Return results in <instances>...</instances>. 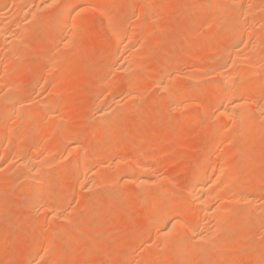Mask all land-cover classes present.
<instances>
[{
  "label": "rangeland",
  "instance_id": "1",
  "mask_svg": "<svg viewBox=\"0 0 264 264\" xmlns=\"http://www.w3.org/2000/svg\"><path fill=\"white\" fill-rule=\"evenodd\" d=\"M20 1H18L19 3H14L15 0H0V18L4 21L0 20V23L4 25L7 22L11 26L7 25L4 28L1 24L2 29H0L1 31L8 29L4 32L0 31V143L2 141L1 137L4 140L1 144V156L3 157H0V264H38V262L39 264H45L47 262L51 263L52 261H55L56 264H66L67 261H69V264H264V250H262L264 247V120L259 119L257 126H253V128L247 130L249 132L240 131L237 133L239 135L236 134V138L233 139L232 137L235 131L237 130L238 132L240 128V123L234 122L231 119H224L220 116L219 107H215L218 106L217 99L220 93L217 95V92H212L211 89L213 84L220 82V76L216 69H220V66L224 63V59L230 56L228 54H231L230 57H233L234 55L232 56V54L235 53L236 48L238 50L239 46V49H243L242 51L246 50L247 54L253 51V59L255 58L254 56L261 54L258 56L259 58L257 57V59L261 60L263 56L262 66L254 69L251 68L250 63L246 65L245 62L244 64L240 63L241 65H238L236 74H241L238 78H235L237 83L250 85L247 91L242 93L241 97L245 98V101H249L250 112L255 117H258L256 116L259 114L258 109L262 106L264 107V101H262L264 100V26L261 23L264 19V16L262 18V15H264V0H259V2L257 0H246L247 2H244L245 0L239 1L243 6L245 3L248 5L254 3V6H258V8L256 7V10L258 9L257 12H248L249 18L247 16L248 14L244 15V12L246 13L245 10H243L244 12L241 11L242 6L236 5L240 7L239 9L224 1V4L226 3L227 7L234 11L229 12L223 20L220 19V16H215L214 20L211 16L210 18L208 17L211 14L208 8L210 0H84L85 3L83 5L85 4L84 6L86 8L82 7L81 11L72 15L68 24H65L66 26L63 25L65 26L62 27L63 30L60 29L59 31L53 32L50 24L53 23L52 25H54L55 17L61 9V6H63V2L66 0H44L45 4L43 6H38L39 0ZM255 1L257 2L256 4ZM88 3L92 5H88ZM37 6L38 8H34ZM98 6L102 8L99 10ZM260 6L263 9L259 8ZM199 7L203 9L200 8L201 10H199ZM32 9H35V15L31 12ZM26 10H30L28 11L29 15L28 13L26 15ZM150 11H152V16L149 15ZM50 13L54 15L52 16ZM259 15L262 19L259 18ZM250 17H253V21ZM208 20L212 21L209 22ZM256 20L261 22L257 21L255 23L254 21ZM214 21H216L215 24ZM220 21L221 23L219 24ZM206 24L209 26H206ZM253 28L255 29L253 30ZM246 29L250 30L246 31ZM23 30L26 32L24 31V33ZM8 31L13 34L9 33L8 35ZM239 31L241 33L243 32L244 36L242 35L239 40V42L242 41L240 44H235V42L233 43L228 38V35L238 34ZM5 33L12 40V42L10 41L11 43L5 41L7 39L4 36L6 35ZM22 33L24 34L22 35ZM123 33H126L127 36H125V42H121L122 44H120L117 36ZM246 33L251 38H249L250 40H248ZM128 34L131 36L128 37ZM251 34L252 36H250ZM11 35L15 38L13 37V39ZM19 35L23 36V38ZM21 38L22 42H20ZM246 39L248 42H246ZM65 42L69 44L66 45ZM249 43L253 44L249 45ZM255 43L258 44L256 45ZM234 45L238 46L235 47ZM233 47L235 48L233 49ZM254 47L257 50H254ZM134 52L138 53L135 54ZM246 52L243 53L246 55ZM251 53L247 55L248 58H251L249 57L252 56L250 55ZM221 55L222 58L220 57ZM51 57L53 59L52 63H50L52 60L50 59ZM245 58L243 59L244 61H246ZM218 59L219 61H217ZM253 59L249 60L254 63L255 60ZM214 61H217V63H214ZM56 63L57 66H55ZM258 63L257 61L256 64ZM128 64H131L130 67H127ZM210 66L211 69H209ZM199 69L201 71H198ZM46 71L49 72L47 73ZM254 72L256 73L254 74ZM189 73L193 76L191 77ZM41 74L42 76H40ZM253 74L261 78L259 83L254 81L255 77ZM198 75L201 77H198ZM251 76L253 80L250 79ZM163 78L166 81L169 80L167 78L173 79L169 83L174 88L172 90L179 93L180 100H176L178 102L177 104L175 100H172L169 91L162 90L158 86L161 83H158L159 81H164ZM8 85L9 87H7ZM258 88L262 89V91ZM14 92L17 94V99L14 97L15 94H12ZM259 95L260 97H258ZM110 97L111 100H108ZM261 97L263 98L261 99ZM116 98L121 100L122 107L119 105L117 108L116 102L119 100ZM127 101L129 103L131 102L129 106H127ZM211 101L212 104H210ZM192 102L195 103L193 104ZM13 103L15 106H18H12ZM49 103L52 107L56 106L57 110L53 112L50 109L47 112ZM99 103L101 106L106 103L105 105L107 107L108 105L111 106L109 109L115 110L111 119L109 118L104 121L105 119L103 120L98 117L97 110L101 108L98 105ZM198 103H202L203 105L201 106ZM20 106L27 110L31 106L30 110L27 111L28 117H17L15 110L17 111ZM37 106L42 109H35ZM207 108L210 110L208 111ZM117 109L118 111H116ZM35 111L37 112L36 115L34 114ZM50 111L51 113H49ZM199 116L202 117L199 119ZM16 120L19 122L18 124L15 122ZM101 121L106 123L104 124ZM220 121H222L221 123L223 125L222 130L229 135L225 139L219 136L218 126ZM107 122L110 123L108 124ZM7 126L9 128L11 126V132L7 130ZM55 130L58 131L55 132ZM9 132L11 135H9ZM18 132V136H22L21 138L16 136ZM75 133L77 137L74 135ZM73 135L74 137H72ZM9 136H12V139ZM66 136L68 139L65 138ZM38 139H42V141L39 142L40 140ZM70 139L71 146H69ZM31 140L35 141L29 143ZM34 142H37L36 148L38 149L34 148ZM42 142L44 143L42 144ZM78 143L82 144V147L84 146L83 148L87 151V157L89 156L84 168L81 169V171L83 170L82 172L78 171L71 162L73 154H70L72 157L67 154V151L69 153L72 146ZM227 143L228 145L231 143L232 147L231 145L230 147L227 146ZM245 143L247 144L245 145ZM221 149H223L222 152L226 153L227 159H223L225 162H222L223 157H220L221 159L217 158L214 161L211 160L217 164L214 165L216 167L213 169V172L215 171L214 176L217 178L220 175L221 177L219 176V178H221L222 183H226L230 187L226 185V191L219 194V199H216V201L213 200L216 202L213 203L215 206L220 205L225 200L227 202L230 201V198L231 200L235 199V194H239L240 196L243 195L244 198L247 195L248 197H250L249 195H253L252 198L256 200L257 204H252L249 206L250 208L246 205L245 209L249 210L243 215L237 214L238 211L242 212L241 208H238L240 210L236 211L235 209H231L232 206L230 204L227 205L231 208H227L224 211L223 217L227 221H230V233L228 232L230 237L221 246L222 248L218 247L213 249L211 244H208L210 245L208 246L203 242L201 249V241L193 240L194 242L192 241V244L187 246L188 249L184 248L186 254L183 253V249L180 250V254L183 253L186 257L181 255L183 258L180 257L179 259L180 254L178 255V252L176 253L178 257L175 256V258L174 254L170 253L164 240L158 235L162 223L153 221L150 216V211L153 209L152 207H155L161 202V199H159L161 198L159 197L161 194L165 200L168 199L165 204L166 208L169 206L172 208L179 204L185 205L187 208L186 212L179 216V221L186 222L184 223L185 225L191 223L197 227L199 224L198 229L201 232H204L202 231L203 229L205 231L211 229V232L214 230L212 235L214 236V233H216L214 236L216 239L219 233L220 236H224V230L221 231L219 230L220 228L215 232L217 229L216 226H218V219L214 220V217H207L206 219L204 213H200V205L194 199L190 198L187 189L190 184L189 181L192 180L195 169H198L199 164L206 158L212 159V156L216 155V153H222ZM6 151L8 152L6 153ZM89 152H91V155H89ZM4 153L9 154V158L8 156L4 158L6 157ZM17 155L19 158L16 157ZM23 155L36 159L35 163H37L38 167L35 170L40 169L38 164L39 160L42 162L46 159L42 162H46L44 165L42 164L44 167L42 165L40 166L43 168L46 166L49 172L46 171V168L45 171H39H41L43 176L42 171L46 175L48 173L47 177L49 181L44 183V186L42 185L40 196L35 194L33 189L27 188L29 186V178L27 177L29 171L21 169L18 164L19 159ZM113 157H115V162L118 159L117 161L126 164H121L122 170L120 167L116 168L113 162L114 160L112 159ZM58 158L60 161L58 160L57 162ZM146 160L150 162L147 163ZM135 161L137 163L142 162L146 166V169L150 170V175L157 177L155 180L152 178V182L145 186L147 188L145 190L147 191L145 192L146 195L141 194L142 190L136 186L137 184L135 182V184L132 182L130 176L132 174L135 175V173H130V175L127 170V168H130V165H133V163L136 164ZM15 162L18 168H16ZM51 162L54 164L52 163L53 165H51ZM70 164L71 166H69ZM104 165L106 169L104 171L105 174H103L105 177L102 178L104 179L102 180L103 183L99 180V177H102V175L94 174L96 172L98 173V171L101 173L100 168L104 167ZM86 166L88 169L94 167L95 173H90L91 171L88 173L90 169L87 170ZM84 169L87 171L88 176L91 175L90 177L87 176ZM107 173L114 177L111 178L109 175V181L111 182L105 183V179L107 181L109 177ZM235 173L237 174L234 180H231L232 182H223L225 179L229 181L230 176ZM222 177L225 178L222 179ZM96 178H98V181L95 180ZM128 179H131V182ZM237 179L239 180L237 181ZM93 180L95 183L97 182L96 185ZM90 181L91 185L89 184ZM158 182H161L164 188ZM98 183L100 184L98 185ZM166 183L167 185L169 184L167 186L169 188L165 187ZM160 189L162 190L160 191ZM164 190L167 193L165 196L164 194L162 195V191L164 192ZM29 191H32L31 195ZM221 191L222 189L218 192ZM41 192L42 195L44 194L43 196ZM226 192L228 196L231 192L234 195L231 194L228 200L227 195H224ZM158 193L160 194L156 196ZM36 195L40 197V200L42 197L46 198H43L45 201L37 202L36 200V203H34ZM155 196L159 198L154 199ZM221 196H225L226 199L224 200V197L220 199L222 198ZM52 200L55 201L53 202ZM219 200H221L220 203ZM42 202L46 203L42 204ZM57 205H59L57 211L61 210L62 212L63 209L61 206L64 209L66 208L63 211L66 219L65 217L59 219L54 214L57 213V211L55 212ZM253 206L258 207V209ZM51 210H53L52 214ZM251 214L253 215L250 216ZM191 216L194 220H191ZM248 216L250 220H248ZM199 217H202L203 220ZM44 218L47 219L44 220ZM53 218L55 222L52 221ZM246 221L249 224H246ZM147 222L151 223L152 227H149L150 224ZM215 222H217V225ZM202 226H206V229ZM238 226L241 228L239 229ZM214 227L215 229H213ZM233 233L238 234L233 236L231 235ZM155 235L159 239L157 237L155 238ZM174 238H176L174 243H179V238L173 237L172 240ZM47 239L48 242L46 241ZM171 243L173 242L171 241ZM204 246H208L209 248H203ZM205 249L208 250L206 253ZM190 250L194 253L190 254ZM199 251H202L201 254ZM46 253L48 254L46 255ZM36 254H38L36 256L38 259L35 260V257H33L34 260H31L32 256ZM43 255L44 257L46 255V257L44 258ZM201 260L203 263H201ZM174 261L177 262L175 263Z\"/></svg>",
  "mask_w": 264,
  "mask_h": 264
},
{
  "label": "bare ground",
  "instance_id": "2",
  "mask_svg": "<svg viewBox=\"0 0 264 264\" xmlns=\"http://www.w3.org/2000/svg\"><path fill=\"white\" fill-rule=\"evenodd\" d=\"M19 1V0H18ZM18 1H16L15 0V2L14 3H19ZM22 1V0H21ZM20 1V2H21ZM84 0H66L65 2H63L64 4H63V6H61V9L59 10V12H58V14L56 15V17H55V23H54V25H52V24H50V26H52V28H53V30H52V32L53 31H59L60 29H62L63 30V28L62 27H65L66 25L65 24H68V22H69V19L71 18V16L72 15H74L75 13H77V12H79V11H81L82 10V7L84 8L85 6V4L83 5V3H85V1L83 2ZM199 1V0H198ZM224 1H226V3H228V4H232V5H234V6H236V5H238V6H242L241 7V11H243V10H245L246 11V13L244 12V15H246V14H248V12L250 13L251 11H256L257 12V10H256V7L258 8V6H254V3H250V5H248V4H244V6H243V4H241V2H239L240 0H210V3H208V8L210 9V11H211V14H209V18H210V16H211V18L214 20V17L215 16H220L221 18L220 19H222L223 20V18H225L226 16H227V14L230 12H232V10L233 9H231V8H229V7H227V4L225 3L224 4ZM252 1V0H251ZM250 1V2H251ZM37 2V1H36ZM48 2V1H47ZM52 2V1H51ZM59 2V1H58ZM87 2V1H86ZM111 2V1H110ZM201 2H203V1H201ZM244 2H247L246 0L244 1ZM257 2H259V0H257ZM256 1H255V4L257 3ZM53 3H54V1H53ZM55 3H56V1H55ZM239 3H240V5H239ZM249 3V2H248ZM21 4V3H20ZM19 4V5H20ZM43 4H45V1L44 0H39V2H38V6H43ZM50 4H52V3H50ZM92 5L91 3H88V5ZM95 4V3H94ZM98 4V3H97ZM15 5V4H14ZM18 5V6H19ZM55 5V4H54ZM53 5V6H54ZM100 5V4H99ZM111 5V4H110ZM261 5V4H260ZM16 6V5H15ZM38 6L37 7H34V8H38ZM47 6V5H46ZM101 6V5H100ZM48 7V6H47ZM46 7V8H47ZM50 7V6H49ZM51 7H52V5H51ZM99 7V6H98ZM105 7V6H104ZM240 7H237L236 6V8H239L240 9ZM255 7V8H254ZM262 6H260L259 8H261ZM44 8H45V6H44ZM86 8V7H85ZM102 7H99V10L101 9ZM201 7H199V10H201V9H203V8H201ZM205 8V7H204ZM24 9V8H23ZM31 9V8H30ZM48 9V8H47ZM105 9V8H104ZM253 9V10H252ZM261 9H263V8H261ZM260 9V10H261ZM33 10V9H32ZM31 10V12H33L34 14L33 15H35V9L32 11ZM55 10V9H54ZM86 11H87V9H85ZM89 10V9H88ZM91 10V9H90ZM94 10V9H93ZM204 10H206V9H204ZM238 10V9H237ZM27 11V10H26ZM28 11H30V10H28ZM26 12V15H27V13H28V15H29V12ZM39 11V10H38ZM44 11H46V10H44ZM84 11V10H83ZM102 11H104V10H102ZM106 11V10H105ZM108 11V10H107ZM234 11V10H233ZM42 12V11H41ZM37 13V12H36ZM55 13V12H54ZM151 13V14H150ZM237 13H239V12H237ZM51 15H52V13H50ZM89 14V13H88ZM92 14H93V11H92ZM91 14V15H92ZM105 14V13H104ZM154 14V13H153ZM233 14V13H232ZM253 14V13H252ZM256 14V13H255ZM25 15V14H24ZM50 15V16H51ZM54 15V14H53ZM52 15V16H53ZM111 15V14H110ZM149 15H151L152 16V11H150L149 12ZM90 16V15H89ZM105 16H106V14H105ZM243 16V15H242ZM248 16V18H249V14L247 15ZM253 16V15H252ZM255 16H257V15H255ZM263 16L264 15H262V18H263ZM27 17V16H26ZM25 17V18H26ZM36 17H37V15H36ZM106 17H108V16H106ZM207 17V18H208ZM29 18V17H28ZM30 18H31V14H30ZM34 18H35V16H34ZM53 18V17H52ZM86 18V17H85ZM251 18V20L253 21V17H250ZM258 18V17H257ZM259 18H261V16L259 15ZM258 18V20H260ZM261 18V19H262ZM43 19V18H42ZM0 20H1V18H0ZM38 20V19H37ZM52 20V19H51ZM75 20V19H74ZM216 20V19H215ZM250 20V21H251ZM258 20H256V21H254L255 23H257V21ZM1 21H3V20H1ZM41 21V20H40ZM46 21V20H45ZM77 21V20H76ZM209 21V20H208ZM212 21V20H211ZM211 21H209V22H211ZM238 21V20H237ZM237 21H235V22H237ZM4 22V21H3ZM36 22V21H35ZM87 22V21H86ZM209 22H206V23H209ZM253 22V23H254ZM258 22H261V21H258ZM7 23V22H6ZM5 23V24H6ZM216 23V21H214V24ZM221 23V21L219 22V24ZM262 26H264V19L262 20ZM260 23V24H261ZM1 24L2 23H0V29H2V27H1ZM5 24L3 25L4 26V28L5 27H7V25H9V23H7L6 24V26H5ZM76 24V23H75ZM87 24H88V22H87ZM87 24H85V25H87ZM89 24H90V22H89ZM210 24V23H209ZM248 24V23H247ZM250 24V23H249ZM259 24V23H258ZM39 26H40V24H38ZM63 25H65V26H63ZM78 25V24H77ZM108 25H110V24H108ZM238 25H239V22H238ZM252 25V24H251ZM256 25V24H255ZM10 26V25H9ZM49 26V25H48ZM70 26V25H69ZM206 26H209L208 24H206ZM213 26V25H212ZM236 26V25H235ZM240 26H242V25H240ZM260 26V25H259ZM259 26H257V27H259ZM11 27V26H10ZM68 27V26H67ZM66 27V28H67ZM247 27V26H246ZM65 28V29H66ZM71 28V27H70ZM110 28V27H109ZM262 28V27H261ZM64 29V30H65ZM255 28H253V30H254ZM263 29H264V27H263ZM262 29V30H263ZM6 30H8V29H6ZM6 30H4V31H6ZM242 30V29H241ZM248 29H246V31H247ZM250 30V29H249ZM248 30V31H249ZM257 30V29H256ZM1 31V30H0ZM3 30L1 31V32H4ZM25 30H23V32H24ZM243 31V30H242ZM245 31V30H244ZM252 31V30H251ZM0 32V33H1ZM26 32V31H25ZM24 32V33H25ZM253 32V31H252ZM9 33H11V32H9L8 31V35H9ZM24 33H22V35L24 34ZM127 33V32H126ZM126 33H123V34H119V36H117V39L119 40V42H120V44H122L121 42H125L124 40L126 39V37L125 36H127V34ZM248 33V32H247ZM246 33V34H247ZM6 35H4V36H6L7 37V39L5 40L6 42H12V40H10L9 39V37L7 36V33H5ZM11 34H13V33H11ZM55 34V33H54ZM248 34H250V33H248ZM248 34H247V38H248V40H250L251 38L248 36ZM26 35V34H25ZM24 35V36H25ZM242 35L244 36V34H243V32L241 33L240 31L238 32V34L237 33H235V34H229L228 35V38L231 40V41H233V43L235 42V44L236 43H238V44H240L241 42H239V40L241 39V37H242ZM2 36V35H1ZM17 36V35H16ZM20 36V35H19ZM129 36H131V35H129L128 34V37ZM250 36H252V34L250 35ZM6 37H4V38H6ZM11 37H12V35H11ZM14 37V36H13ZM12 37V38H13ZM20 37H22L23 38V36H20ZM74 37V36H73ZM264 37V36H263ZM11 38V39H12ZM15 38V37H14ZM13 38V39H14ZM22 38H21V41L20 42H22ZM250 38V39H249ZM253 38H255V37H253ZM252 38V39H253ZM20 39V38H19ZM19 39H17V40H19ZM73 39V38H72ZM243 39V38H242ZM248 40L246 39V42H248ZM255 40V39H254ZM260 40V39H259ZM4 41V42H5ZM16 41V40H15ZM24 41V40H23ZM70 41H72V40H70ZM252 41V40H251ZM257 41V40H256ZM262 41V40H261ZM10 42V43H11ZM14 42V41H13ZM68 42V41H67ZM67 42H65L66 43V45L67 44H69V43H67ZM119 42H118V44H119ZM245 42V41H244ZM253 42V41H252ZM261 43V42H260ZM9 44V43H8ZM7 44V45H8ZM62 44V43H61ZM85 44V43H84ZM246 44V43H245ZM244 44V45H245ZM251 44H253V43H249V45H251ZM256 44V43H255ZM254 44V45H255ZM258 44V43H257ZM256 44V45H257ZM71 45V44H70ZM69 45V46H70ZM82 46V45H81ZM235 47H237L238 45H234ZM242 46V45H241ZM246 46H248L247 44H246ZM253 46V45H252ZM235 47H233V49L235 48ZM250 47V46H249ZM248 47V48H249ZM256 47V46H255ZM255 47L253 48L254 50H257V49H255ZM78 48V47H77ZM80 48V47H79ZM247 48V47H246ZM256 48H258V47H256ZM17 49V48H16ZM132 49V48H131ZM130 49V50H131ZM232 49V48H231ZM232 49V50H233ZM252 49V50H253ZM243 50V49H242ZM242 50H240L239 49V46H238V50H237V48H236V51H235V53H233V51H232V56L233 57H230L231 56V54H228V55H230L229 57H228V55H227V57L229 58H226V59H224V57H223V59H224V63H222V67L220 66V69L218 70V69H216L217 71H218V74H219V76H220V82L219 83H215V84H213L212 85V87H211V89H212V92L214 91V92H217V95L220 93V96L218 97V99H217V102H218V106H215L216 108L217 107H219L218 109L220 110L219 111V113H220V116H222L224 119H231V120H233L234 122H237V123H240V128L239 127H237V128H239L238 129V132H237V130L235 131V133H234V136L232 137L233 139H235L236 138V136L237 135H239V134H237V133H239L240 131H242V132H244V131H246V132H249V131H247V130H249V129H251V128H253V126H257L258 124H259V119H263L264 120V107L262 108V107H260V109H258L257 111L259 112V114L258 115H256V116H258V117H255L251 112H250V107H249V101L247 102V101H245L246 99L245 98H242L241 96H242V93L243 92H246L247 91V89L250 87V85L248 84V85H243V84H240V83H237V80H236V78L235 77H237L238 78V76L241 74V73H239L238 75L236 74L237 73V70H238V65L241 63V64H244V62H245V65L246 64H248V63H250L251 64V68H256V67H260V66H262L261 65V62H263V56L261 57V60H259V59H257V57L258 56H260V55H257V56H254L255 58L253 59L252 57H253V51H250V52H252L250 55H252V56H249V57H251V58H248L247 57V55L250 53H248L247 54V52H246V50H244V51H242ZM248 50V49H247ZM250 50V49H249ZM259 51V50H258ZM243 52H246V55L243 53ZM255 52V51H254ZM135 53V52H134ZM138 53V52H137ZM137 53H135V54H137ZM139 53H140V50H139ZM260 53V52H259ZM226 54V53H225ZM258 54V53H257ZM142 55H143V53H142ZM145 56H147L146 54H144ZM244 55H245V57H244ZM144 56V57H145ZM221 58H222V55L220 56ZM220 58V59H221ZM246 59V61H244L243 59ZM247 58H248V62H247ZM259 58V57H258ZM50 59H52V57L50 58ZM249 59H253V60H255V62L254 63H252L253 61H251V60H249ZM225 60H227V61H225ZM52 61H53V59L51 60V62L50 63H52ZM217 61H219V59L217 60ZM217 61L215 62L214 61V63H217ZM259 62L260 63V65H259V63L258 64H256V62ZM48 62H49V59H48ZM125 62H127L128 63V61H126L125 60ZM247 62V63H246ZM50 63H49V65H50ZM130 63V62H129ZM221 63V62H220ZM219 63V64H220ZM48 64V63H47ZM126 64V63H125ZM124 64V65H125ZM134 64H136L135 62H134ZM133 64V65H134ZM224 64V65H223ZM240 64V65H241ZM131 65V64H130ZM130 65L128 64L127 65V67H130ZM211 65V64H210ZM9 66V65H8ZM55 66H57V63L55 64ZM122 66H123V64H122ZM138 66V65H137ZM207 66V65H206ZM264 66V65H263ZM126 67V66H125ZM124 67V68H125ZM219 67V66H218ZM124 68H122V69H124ZM243 68V67H242ZM264 68V67H263ZM126 69V68H125ZM130 69V68H129ZM209 69H211V66L209 67ZM262 69V68H261ZM260 69V71H262ZM6 70H7V68H6ZM5 70V71H6ZM128 70V69H127ZM204 70V69H203ZM206 70H208L207 68H206ZM215 70V71H216ZM163 71V70H162ZM198 71H201V69H199ZM197 71V72H198ZM205 71V70H204ZM243 71H244V69H243ZM7 72V71H6ZM47 73L49 72V71H46ZM125 72H127V71H125ZM169 72V71H168ZM173 72V71H172ZM245 72V71H244ZM46 73V74H47ZM192 73H194V72H192ZM206 73V72H205ZM216 73V72H215ZM256 72H254V74H255ZM263 73V72H262ZM7 74H9V73H7ZM168 74H170V73H168ZM190 74V73H189ZM195 74V73H194ZM217 74V73H216ZM254 74H253V76H254ZM257 74H258V72H257ZM10 75V74H9ZM8 75V76H9ZM191 75V77L193 76L192 74H190ZM235 75H237V76H235ZM264 75V74H263ZM40 76H42V74L40 75ZM44 76V75H43ZM132 76V75H131ZM172 76V75H171ZM200 75H198V77H199ZM165 77V76H164ZM194 77H196V76H194ZM201 77V76H200ZM242 77V76H241ZM255 77V78H254ZM253 78H254V81L256 82V83H259V81H260V79L261 78H259V77H257V76H254ZM263 77V76H262ZM6 78H8V77H6ZM41 78V77H40ZM132 78H133V76H132ZM42 79V78H41ZM164 79V78H163ZM167 79H169V80H165L164 79V81L163 80H161V81H159L158 83H160V84H158V86H160V89H162V90H165V91H169V95L171 96V98H172V100L174 101H176V100H180L179 98V93L177 92V91H174V90H172V89H174V88H172L171 86H170V83H169V81H172L173 79H170V78H167ZM191 79V78H190ZM196 79V78H195ZM216 79H217V77H216ZM250 79H252V76H251V78ZM249 79V80H250ZM253 80V79H252ZM264 80V79H263ZM262 80V81H263ZM131 81V80H130ZM1 82V81H0ZM215 82V81H214ZM213 82V83H214ZM239 82V81H238ZM5 83H6V81H5ZM3 84V83H2ZM204 85H205V83H204ZM260 85V84H259ZM3 86V85H2ZM179 86V85H178ZM255 86V85H254ZM258 86V85H257ZM256 86V87H257ZM7 87H9V85L7 86ZM132 87H134V86H132ZM131 87V88H132ZM130 88V87H129ZM128 89V88H127ZM172 91H171V90ZM175 89H176V87H175ZM177 89H179V88H177ZM187 89V88H186ZM192 89V88H191ZM205 89V88H204ZM258 89H260V88H258ZM134 90V89H133ZM132 90V91H133ZM261 91H262V89H260ZM6 91H9V90H6ZM187 91V90H186ZM192 91V90H191ZM133 92H135V91H133ZM143 93V92H142ZM188 93V92H187ZM209 93V92H208ZM256 93V92H255ZM12 94H15V98H16V93L14 92V93H12ZM126 94H128L127 92H126ZM130 94H132V93H130ZM137 94H138V92H137ZM192 94H193V92H192ZM7 95H9V96H11L10 94H7ZM191 95V94H190ZM261 95V94H260ZM260 95L258 96V97H260ZM126 96H128V95H126ZM130 96V95H129ZM137 96V95H136ZM139 96V95H138ZM181 96V95H180ZM193 96H194V94H193ZM203 96V95H202ZM201 96V97H202ZM106 97H108V96H106ZM244 97V96H243ZM246 97V96H245ZM257 97V98H258ZM3 98V97H2ZM103 98H105V97H103ZM132 98V97H131ZM143 98V97H142ZM191 98L193 99L194 97H192L191 96ZM213 98V97H212ZM252 98V97H251ZM263 97H261V99H262ZM17 99V98H16ZM117 99V98H116ZM116 99H115V101H116ZM195 99V98H194ZM201 99V98H200ZM200 99H198L199 101H201ZM244 99V100H243ZM261 99H260V101H261ZM19 100H20V98H19ZM108 100H111V97L108 99ZM114 100V99H113ZM117 100H119V101H117L116 102V105H117V108H118V106L119 105H121V100L120 99H117ZM127 100H128V98H127ZM132 100V99H131ZM137 100V99H136ZM135 100V101H136ZM210 100V99H209ZM248 100V99H247ZM251 100V99H250ZM255 100V99H254ZM6 101V100H5ZM9 101H10V99H9ZM18 101V100H17ZM16 101V102H17ZM52 101V100H51ZM57 101V100H56ZM139 101V100H138ZM189 101H190V99H189ZM192 101V100H191ZM195 101H196V99H195ZM199 101H197V102H199ZM215 101V100H214ZM257 101V100H256ZM259 100H258V102H260ZM262 101H264V100H262ZM261 101V102H262ZM19 102V101H18ZM42 102V101H41ZM106 102V101H105ZM109 102V101H108ZM128 102V101H127ZM196 102V103H197ZM203 102V101H202ZM209 102V101H208ZM257 102V103H258ZM9 103H12V102H9ZM20 103V102H19ZM22 103V102H21ZM43 103V102H42ZM45 103V102H44ZM126 103V102H125ZM178 102L176 101V104H177ZM193 103V102H192ZM195 103V102H194ZM193 103V104H194ZM214 103H216V102H214ZM257 103H255L256 105H258ZM16 104H18V103H16ZM25 104V103H24ZM23 104V105H24ZM50 104V103H49ZM52 104H54V103H52ZM57 104V103H56ZM106 104V103H105ZM105 104H103V105H105ZM114 104V103H113ZM127 104V103H126ZM131 104V102L129 103L128 102V105L127 106H129ZM133 104V103H132ZM198 104H200L201 106L203 105L202 103H198ZM198 104H197V106H198ZM210 104H212V101H211V103ZM14 105V103L12 104V106ZM22 105V104H21ZM31 105V104H30ZM33 105V104H32ZM35 105V104H34ZM61 105V104H60ZM98 105H100V103L98 104ZM102 105V106H103ZM261 105V104H260ZM259 105V106H260ZM15 106V105H14ZM16 106H18V105H16ZM15 106V107H16ZM59 106V105H58ZM101 106V105H100ZM101 106V108H98L99 110H97L98 111V117L99 118H101V119H105L104 121H106L107 119H111V117H113V113H114V111H113V109L111 110V109H109V107H111L110 105H108V107L105 105V106H103L102 107ZM124 106V105H123ZM126 106V105H125ZM133 106V105H132ZM190 106H191V104H190ZM193 106V105H192ZM196 106V105H195ZM194 106V107H195ZM208 106V105H207ZM251 106V105H250ZM15 107H13V108H15ZM26 107H28V106H26ZM31 107V106H30ZM30 107H29V109L28 110H30ZM47 107H48V105H47ZM51 107V108H50ZM116 107V106H115ZM121 107H122V105H121ZM120 107V108H121ZM185 107H186V105H185ZM253 107V106H252ZM255 107H257V106H255ZM12 108V110L14 111V109ZM39 108V106H37V108L35 107V109H37V110H39L38 109ZM45 108H46V106H45ZM192 108V107H191ZM258 108V107H257ZM262 108V109H261ZM16 109V108H15ZM42 109V108H41ZM51 109V111H55V110H57L56 109V106H51V104L49 105V109H47L46 111L48 112L49 110ZM96 109H97V107H96ZM95 109V110H96ZM116 109V108H115ZM189 109V108H188ZM27 109H25V108H21V106L17 109V111L15 110V112L17 113V117L18 118H24V117H28V111ZM207 110L209 111L210 109L209 108H207ZM255 110V109H254ZM43 111V110H42ZM51 111L49 112V113H51ZM116 111H118V109L116 110ZM120 111H122V110H120ZM124 111V110H123ZM188 111V110H187ZM204 111V110H203ZM46 112V113H47ZM58 112V111H57ZM184 112H186V110H184ZM193 112H194V110H193ZM202 112V111H201ZM206 113H208L207 111H205ZM33 113V112H32ZM118 113V112H117ZM30 114V113H29ZM34 114L36 115L37 114V112L35 111L34 112ZM48 114V113H47ZM195 114V113H194ZM209 114V113H208ZM13 115V114H12ZM49 115V114H48ZM54 115V114H53ZM116 115V114H115ZM120 115V114H119ZM192 115H193V113H192ZM16 116V115H15ZM14 116V117H15ZM50 116V115H49ZM55 116V115H54ZM117 116V115H116ZM219 116V117H220ZM13 117V116H12ZM97 117V118H98ZM202 117V116H201ZM200 116H199V119L201 118ZM219 117H218V119H219ZM96 118V119H97ZM33 119V118H32ZM202 119H204V118H202ZM216 119H217V117H216ZM12 120H14L13 118H12ZM18 120V119H17ZM17 120L15 121L17 124L19 123V122H17ZM22 120V119H21ZM27 120V119H26ZM220 120V119H219ZM9 121V120H8ZM19 121H20V119H19ZM23 121V120H22ZM104 121H101L102 123H106V122H104ZM217 121V120H216ZM232 121V122H233ZM15 122H12V123H15ZM100 122V123H101ZM222 121H220V124H219V129H218V131H219V136H220V138H222V139H225L226 137H229V135L226 133V132H224L223 130H222V123H221ZM233 122V123H234ZM11 123V124H12ZM108 123V122H107ZM110 123V122H109ZM108 123V124H109ZM197 123H198V121H197ZM219 123V122H218ZM6 125V124H5ZM103 125V124H102ZM14 126V125H13ZM53 126V125H52ZM51 126V127H52ZM66 126V125H65ZM90 126H92V125H90ZM8 127V126H7ZM105 127V126H104ZM5 128V127H4ZM10 128H11V126H10ZM9 127H8V129L7 130H9L10 132H11V129H10ZM57 128V127H56ZM90 128V127H89ZM215 128V127H214ZM224 128V127H223ZM72 129V128H71ZM213 129V128H212ZM15 130H16V128H15ZM66 130V129H65ZM73 130H75V129H73ZM184 130V129H183ZM225 130V129H224ZM231 130V129H230ZM4 131H5V129H4ZM3 131V132H4ZM12 131H13V128H12ZM21 131V130H20ZM48 131H50V130H48ZM58 130H55V132H57ZM88 131H90V130H88ZM186 131V130H185ZM214 131V130H213ZM216 131V130H215ZM232 131V130H231ZM10 132H9V135H11L10 134ZM62 132H63V126H62ZM264 132V131H263ZM15 133V132H14ZM228 133H230V132H228ZM1 134H2V132H1ZM8 134V133H7ZM16 134V133H15ZM69 134V133H68ZM237 134V135H236ZM257 134V133H256ZM19 135V132L17 133V135L16 136H18ZM21 135H22V133H21ZM76 137H77V135H76V133L74 134ZM74 135L72 136V137H74ZM87 135V134H86ZM180 135H181V133H180ZM236 135V136H235ZM263 135V134H262ZM241 136V135H240ZM9 137H11V139H12V136H9ZM18 137H20V136H18ZM22 137V136H21ZM20 137V138H21ZM78 137H79V135H78ZM184 137V136H183ZM2 138V141H1V143H0V157H3V156H1V144L4 142V140H3V137H1ZM6 138V137H5ZM19 138V139H20ZM38 138V137H37ZM65 138H67V136L65 137ZM85 138V137H84ZM241 138H242V136H241ZM68 139V138H67ZM72 139V138H71ZM71 139L69 140V142L71 141ZM77 139V138H76ZM75 139V140H76ZM80 139V138H79ZM89 139V138H88ZM38 140H40L39 142H41L42 141V139H38ZM218 141H219V139H217ZM8 141V140H7ZM14 141V140H13ZM33 141H35V140H33ZM32 140L29 142V143H31V142H33ZM44 141V140H43ZM241 141V140H240ZM11 142V141H10ZM69 142H68V144H69ZM74 142V141H73ZM72 142V143H73ZM76 142V141H75ZM85 142H87V141H85ZM247 142V141H246ZM7 143V142H6ZM44 142H42V144H43ZM64 144H66L65 142H63ZM91 143V142H90ZM211 143H212V141H211ZM210 143V144H211ZM37 144V142H34L33 143V145H35V147L34 146H32V147H34V148H36V145ZM67 144V145H68ZM218 144V143H217ZM247 143H245V145H246ZM30 145V144H29ZM38 145H39V143H38ZM91 145H92V143H91ZM90 145V146H91ZM223 145V144H222ZM230 145H231V143H230ZM230 145H228V143H227V146H229L230 147ZM41 146V145H40ZM69 146H71V142H70V145ZM220 146V145H219ZM13 147V146H12ZM46 147V146H45ZM44 147V148H45ZM84 147V146H83ZM82 147V144H80V143H78V144H75V145H73L72 146V149H71V153L69 152L68 153V151H67V154L68 155H70V154H73L71 157H72V163H73V165L78 169V171H80V172H82L81 171V169L82 168H84V165H85V163L87 162V160H88V157H87V151H85V149ZM92 147V146H91ZM218 147V146H217ZM231 147H232V145H231ZM11 148V147H10ZM40 148V147H39ZM52 148H53V146H52ZM90 148V147H89ZM218 148H220V147H218ZM8 149V148H7ZM12 149V148H11ZM10 149V150H11ZM22 149H24V148H22ZM31 149V148H30ZM36 149H38V148H36ZM46 149H48V148H46ZM229 149V148H228ZM254 149V148H253ZM3 150V149H2ZM10 150H9V152H10ZM20 150V149H19ZM29 150V149H28ZM31 150H34V149H31ZM44 150V149H43ZM69 150H70V148H69ZM218 150V149H217ZM222 150L223 149H221V152H222ZM24 151H25V149H24ZM27 151V150H26ZM47 151V150H46ZM4 152V151H3ZM8 151H6V153H7ZM18 152V151H17ZM39 152V151H38ZM44 152H45V150H44ZM52 152V151H51ZM215 152H216V149H215ZM214 152V153H215ZM229 152V151H228ZM6 153H4L5 154V156L6 157H4V158H7V156L9 155H7ZM91 152H89V155H91L90 154ZM243 153V152H242ZM3 154V155H4ZM17 154V153H16ZM36 154H37V152H36ZM47 154H49V153H47ZM46 154V155H47ZM63 154V153H62ZM211 154V153H210ZM209 154V155H210ZM28 155V154H27ZM27 155H23L22 156V158H20L18 161H19V166H20V168L21 169H25L26 171H29V174H28V178H29V182L28 181H25V182H28L29 183V186H27V188L29 187V189H33V191H35V194H37L38 196H40V191H41V187H42V185L44 184V183H46V182H48L49 181V178L47 177V175H48V173H47V175H46V173H44V171H45V168H46V166H45V168H43L44 166V164L46 163H42V162H44V161H40L39 160V167H40V169L39 170H44V171H42L43 172V174H44V176L42 175V173H41V171H39V170H35V168H37L38 166H37V163H35L36 162V159H33L31 156H27ZM32 155V154H31ZM50 155V154H49ZM48 155V156H49ZM67 155V156H68ZM26 156V157H25ZM47 156V157H48ZM51 156V155H50ZM66 156V157H67ZM112 156V155H111ZM117 156V155H116ZM17 158H19V156L17 155L16 156ZM33 159H31V158ZM36 157H37V155H36ZM41 157V156H40ZM44 157V156H43ZM60 157V156H59ZM66 157H64V158H66ZM127 157V156H126ZM125 157V158H126ZM162 157V156H161ZM210 157V156H209ZM213 158L211 159V158H206V159H204L200 164H199V167H197L198 169H195V174H194V176H192V180L191 181H189L190 182V184L188 185V195L190 196V198H192V199H194L199 205H200V207H201V209H200V213L201 214H203L204 213V216H206L205 218L207 219V217L209 218V217H214V220L215 219H218V226H216V231L215 232H217V230H218V228H220L219 230H224V236H220V233L219 234H217V235H219L218 237H220V238H218L217 237V239H216V237L214 238V236H215V234L216 233H214V236L212 235L213 233V229H215V227L212 229L213 231L211 232V226H210V230H207V231H205L203 228H205L206 226H208L207 224H205L206 226L204 227V226H202L203 228V230L202 231H204V232H201V230H199L198 229V227L200 226L199 224H198V227L197 226H193L191 223H187L188 225H185L184 223H186V222H182V221H179L178 220V218H180L179 216L180 215H182V214H184L185 212H186V207H185V205H183V204H179V205H176V206H173L172 208H170V206L168 207V208H166V203H167V200H165L164 199V197H162L161 196V194L160 193H158V194H156V196H158L159 194V197H161V198H159V197H154V199L155 198H159V199H161V202L160 203H158V205H156L155 207H152L153 209H151V211H150V216H151V218L153 219V221L155 220L156 221V223H158V222H160V223H162V225H161V229H160V233L158 232V235H159V237L160 238H162L163 240H164V242L166 243V246L168 247V249H169V251H170V253H172V254H174V257L175 256H177L176 255V253H178V255L181 253L180 252V250L181 249H183V251L185 250L184 248H187V246H189L190 244H192V241L193 240H197L198 242H200V248L202 249V243L204 242V243H206L207 245L208 244H211V247L214 249V248H218V247H221L225 242H227L228 240H229V237H230V235H228L230 232V228H231V224L229 223L230 221H227V219H225L224 217H223V215H224V211H226V209L228 208V209H230L231 207L230 206H227L228 204H230L231 206H232V208L231 209H235L236 211L237 210H240V209H238V208H241L242 209V212L240 211H238L237 212V214H244L247 210H249V209H245L246 208V205H247V207L248 208H250L249 206H251L252 204L254 205V203H256V200L255 199H253L252 198V196L251 195H249L250 197H248V195L246 196V198H244L243 197V195H239V194H235V196L237 197L238 195H239V197H241V198H239V197H235V199H233V200H231V194H232V192H231V194L228 196L227 194V192L224 194V195H227V199H228V197L230 198V201H227V202H225L226 200V198H225V196H223L224 197V200L225 201H223V203L222 204H220V205H217V206H215V204L214 203H216V202H214V201H216V199H219V197H220V195L219 194H222V193H224L223 191H226V187L227 186H229L230 187V185H228V184H224V183H222V181H221V178H219V176H218V178L216 177V176H214V172H213V169H215V167L216 166H214V165H217V164H215V162L213 163L211 160H216L217 158H219V159H221L222 157V162H225V161H223V159H227L226 158V153L225 152H222V153H220V154H218V153H216V155H213L212 156ZM221 157V158H220ZM225 157V158H224ZM3 158V159H4ZM8 158H9V156H8ZM50 158H54V157H50ZM63 158V159H64ZM92 158H93V156H92ZM114 158L115 157H113L112 159L114 160ZM118 158V157H117ZM48 159V158H47ZM62 159V160H63ZM70 159V158H69ZM94 159V158H93ZM120 159V158H119ZM122 159V158H121ZM123 159H124V157H123ZM122 159V160H123ZM35 160V161H34ZM42 160V159H41ZM49 160V159H48ZM50 160H52V159H50ZM55 160V159H54ZM58 160H59V158L57 159V162H58ZM95 160V159H94ZM94 160H91V161H94ZM118 159H116V162H115V160L113 161L114 162V164H115V166H116V168H119L120 167V169H121V164L123 163V162H121V161H117ZM125 160V159H124ZM17 161V160H16ZM60 161V160H59ZM138 161V160H137ZM141 161H143V160H141ZM147 161V163L148 162H150V161H148V160H146ZM221 161V160H220ZM250 161V160H249ZM41 162V163H40ZM48 162V161H47ZM54 162V161H53ZM53 162H51L50 164L51 165H53L54 163ZM55 162H56V160H55ZM68 162H69V160H68ZM97 162V161H96ZM112 162V161H111ZM136 162V161H135ZM139 162V161H138ZM217 162V161H216ZM53 163V164H52ZM132 163V162H131ZM152 163H153V161H152ZM218 163V162H217ZM15 164H16V168H18L17 167V163L15 162ZM36 164V165H35ZM43 164V165H42ZM49 164V163H48ZM63 164V163H62ZM67 164H69V163H67ZM88 164V163H87ZM90 164V163H89ZM112 164V163H111ZM124 165H126L125 163H123ZM154 164V163H153ZM226 164V163H225ZM40 165H42L43 167H41ZM61 165V164H60ZM108 165H109V163H108ZM130 165V164H129ZM128 165V166H129ZM147 165V164H146ZM150 165V164H149ZM148 165V166H149ZM220 165V164H219ZM227 165V164H226ZM236 165V164H235ZM48 166V165H47ZM69 166H71V164L69 165ZM97 166V165H96ZM103 166V165H102ZM133 166V167H132ZM147 166V167H148ZM225 166V165H224ZM237 166V165H236ZM55 167V166H54ZM64 167V166H63ZM94 167H95V165H94ZM94 167H90L89 169H88V167L86 166V169L87 170H89L88 171V173L90 172V173H95V169H94ZM106 167H109V166H106ZM110 167H112V166H110ZM132 167V168H131ZM227 167V166H226ZM19 168V169H20ZM43 168V169H42ZM74 168V167H73ZM222 168V167H221ZM220 168V169H221ZM225 168V167H224ZM228 168H230V167H228ZM237 168V167H236ZM47 170L46 171H48V168H46ZM54 169V168H53ZM98 169V168H97ZM105 165H104V167H102V168H100V172L102 173H99V171H98V173L96 172V174H94V175H102V177H99V180L101 181V182H103L102 180H104V179H102L103 177H105V176H103V174H105ZM112 169H113V167H112ZM151 169V168H150ZM153 169H154V166H153ZM156 169V171H157V168H155ZM223 169V168H222ZM221 169V170H222ZM17 171H18V169H16ZM51 170V169H50ZM85 170V169H84ZM107 170H109V169H107ZM111 170V169H110ZM122 170V169H121ZM127 170H128V172H129V174L130 173H135V175H131L130 176V178L132 179V182L134 183H136L137 185L136 186H138L141 190H142V193H141V190H140V193L141 194H145V192H147V191H145L147 188H145V186H147V184H149V183H151L152 182V178H154V180H155V178H157L156 176H153L152 177V175H150V170L149 169H146V166H144L143 165V163L142 162H140V163H137L136 162V164L135 163H133V165H130V168H127ZM152 170V169H151ZM217 170H219V169H217ZM36 171V172H35ZM53 171V170H52ZM86 171V170H85ZM124 171H126V170H124ZM154 171V170H153ZM235 171V170H234ZM49 172V171H48ZM79 172V173H80ZM123 172V171H122ZM140 172V173H139ZM152 172V171H151ZM157 172H159V171H157ZM221 172V171H220ZM225 172V171H224ZM224 172H223V174H224ZM15 173V172H14ZM17 173V172H16ZM21 173V172H20ZM41 175H39V174ZM86 173H87V171H86ZM86 173H84L85 175H86ZM88 173H87V176H88ZM112 173V172H111ZM156 173V172H155ZM25 174V173H24ZM83 174V173H82ZM81 174V175H82ZM108 174V173H107ZM106 174V175H107ZM123 174H124V172H123ZM151 174H153V173H151ZM157 174V173H156ZM218 174H219V172H218ZM222 174V175H223ZM225 174H227V173H225ZM229 174V173H228ZM236 174L237 173H235V174H232V176H230V180L229 181H226V179H225V181H223V182H232L231 180L233 179L234 180V178H235V176H236ZM27 175V174H26ZM46 175V176H45ZM111 176V174H108V176ZM114 175V174H113ZM118 175V174H117ZM125 175V174H124ZM127 175V174H126ZM149 175H150V177H149ZM193 175V174H192ZM216 175V174H215ZM230 175V174H229ZM228 175V176H229ZM239 175H240V173H239ZM50 176V175H49ZM91 176V175H90ZM90 176H88V177H90ZM110 176L107 178L108 180L106 181V179H105V183L107 182H111V181H109L110 179ZM116 176V175H115ZM120 176V175H119ZM129 176V175H128ZM127 176V177H128ZM159 176V175H158ZM227 176V175H226ZM238 176V175H237ZM80 177V176H79ZM82 177V176H81ZM86 177V176H85ZM85 177H83V178H85ZM114 177V176H113ZM112 176H111V178H113ZM125 178H126V176H124ZM221 177V176H220ZM78 178V177H77ZM168 178H169V176H168ZM174 178V177H173ZM225 177H222V179H224ZM81 179V178H80ZM115 179H117V178H115ZM131 179H128L129 180V182H131L130 180ZM79 180V179H78ZM96 181H98V178H96L95 179ZM157 180V179H156ZM239 179H237V181H238ZM92 181V180H91ZM91 181H90V185H91ZM94 181V180H93ZM99 181V182H100ZM172 181V180H171ZM173 181H174V179H173ZM236 181V182H237ZM100 182V183H101ZM169 182H170V180H169ZM28 183H26V184H28ZM86 183V182H85ZM97 183V182H96ZM96 183H95V181H94V184L96 185ZM100 183H98V185L100 184ZM104 183V182H103ZM134 183V184H135ZM155 183V182H154ZM159 183V182H158ZM163 183H164V181H163ZM239 183V182H238ZM87 184V183H86ZM159 184H161V182L159 183ZM230 184V183H229ZM97 185V186H98ZM162 185V184H161ZM227 185V186H226ZM236 185V184H235ZM235 185H234V188H235ZM44 186V185H43ZM49 186V185H48ZM57 186V185H56ZM87 186V185H86ZM94 186V185H93ZM104 186V185H103ZM167 186H169V184L167 185V183H166V186L165 187H167ZM128 187V186H127ZM156 187V186H155ZM162 187H163V185H162ZM220 187V188H219ZM229 187H228V190H229ZM233 187V186H232ZM239 187V186H238ZM22 188H23V186H22ZM88 188V187H87ZM157 188V187H156ZM164 188V187H163ZM167 188H169V187H167ZM167 188H165V189H167ZM217 188H219L218 190H217ZM226 188V189H225ZM25 189V188H24ZM23 189V190H24ZM28 189V190H29ZM89 189H90V187H89ZM92 189V188H91ZM220 189H222V191L221 192H218ZM224 189V190H223ZM233 189V188H232ZM22 190V189H21ZM27 190V189H26ZM25 190V191H26ZM131 190V189H130ZM134 190V189H133ZM143 190H144V192H143ZM151 190V189H150ZM149 190V191H150ZM153 190V189H152ZM159 190V189H158ZM162 189H160V191H161ZM169 190V189H168ZM217 190V191H216ZM42 191H43V189H42ZM46 191H47V189H46ZM155 191V190H154ZM154 191H152L153 193H155ZM233 191H235V189H233ZM30 192V195L32 194V191H29ZM123 192H124V190H123ZM172 192V191H171ZM236 192H238V191H236ZM263 192V191H262ZM22 193H23V191H22ZM26 193V192H25ZM134 193V192H133ZM139 193V194H140ZM152 193V194H153ZM235 193V192H234ZM241 193H242V191H241ZM49 194V193H48ZM95 194V193H94ZM135 194V193H134ZM140 194V195H141ZM151 194V193H150ZM164 194V196H165V194H167L166 192H165V190H164V192L162 191V195ZM244 194V193H243ZM260 195H261V193H259ZM26 195H27V193H26ZM36 195V198H34L35 199V201H34V203H36V200H37V202H40V201H45V200H43V198L44 197H42L41 198V200H40V197H38ZM41 195H42V192H41ZM44 195V194H43ZM42 195V196H43ZM146 195V194H145ZM155 195V194H154ZM232 195H234V194H232ZM121 196V195H120ZM143 196V195H142ZM150 196V195H149ZM245 196V195H244ZM35 197V196H34ZM146 197V196H145ZM222 197V196H221ZM223 197L222 198H220V199H223ZM234 197V196H233ZM152 198H153V196H152ZM174 198V197H173ZM260 198V197H259ZM44 199H46V198H44ZM146 199H147V197H146ZM151 199V198H150ZM33 200V199H32ZM145 200V199H144ZM173 200V199H172ZM178 200V199H177ZM214 200V201H213ZM229 200V199H228ZM261 200V199H260ZM53 202L55 201V200H52ZM173 201H175V200H173ZM220 201L221 200H219V203H220ZM261 201H263V200H261ZM214 202V203H213ZM33 203V204H34ZM44 202H42V204H43ZM46 203V202H45ZM44 203V204H45ZM58 203V202H57ZM178 203V202H177ZM261 203V202H260ZM37 204H41V203H37ZM198 204H197V206H198ZM244 205V207H243V205ZM257 204V203H256ZM255 204V205H256ZM47 205H48V203H47ZM63 205V204H62ZM215 207H214V206ZM262 205V204H261ZM29 206V205H28ZM37 206V205H36ZM39 206H41V205H39ZM43 206V205H42ZM50 206V205H49ZM54 206H55V203H54ZM59 205H57L56 207H55V209L58 207ZM61 206V205H60ZM172 206V205H171ZM242 206V207H241ZM258 206V205H257ZM259 206H260V204H259ZM34 207V206H33ZM45 207H46V205H45ZM48 207V206H47ZM64 207H65V205H64ZM254 207V206H253ZM37 208V207H36ZM49 208V207H48ZM52 208H54L53 206H52ZM61 208L63 209L62 210V212H61V210H59V211H57L59 208H57L56 210H55V212L57 211V213H54L59 219L61 218V217H65V219H66V215H64V210L66 209H64L62 206H61ZM60 208V209H61ZM254 208H257L258 209V207H254ZM34 209H35V207H34ZM46 209V208H45ZM50 209V208H49ZM68 209V208H67ZM47 210V209H46ZM235 210H233L234 212H235ZM245 210V211H244ZM52 211L53 210H51V214H52ZM232 211V212H233ZM244 211V212H243ZM61 212V213H60ZM230 212V211H229ZM233 212V213H234ZM250 212V211H249ZM50 213V212H49ZM66 213V212H65ZM200 214V215H201ZM250 214V213H249ZM64 215V216H63ZM200 215H198V216H200ZM226 215V214H225ZM246 215V214H245ZM253 214H251L250 216H252ZM197 216V217H198ZM201 216H203V215H201ZM231 216V215H230ZM237 216V215H236ZM48 217V216H47ZM200 218V217H199ZM238 218V217H237ZM240 218H241V216H240ZM248 218V220H250L249 219V216L247 217ZM251 218V217H250ZM255 218V217H254ZM45 219H47V218H44V220ZM69 219V218H68ZM183 219V218H182ZM200 219H202V217L200 218ZM199 219V220H200ZM211 219V218H210ZM256 219V218H255ZM52 220V219H51ZM56 220V219H55ZM149 220H151L150 218H149ZM191 220H194V218L191 216ZM203 220V219H202ZM240 220V219H239ZM48 221V220H47ZM52 221H54V218H53V220ZM153 221H151V222H153ZM184 221H186V220H184ZM245 221V220H244ZM51 222V221H50ZM49 222V223H50ZM55 222V221H54ZM59 222V221H58ZM214 222V221H213ZM243 222V221H242ZM60 223H62V222H60ZM68 223V222H67ZM147 223H149V222H147ZM200 223V222H199ZM202 223V222H201ZM209 223H211V222H209ZM208 223V224H209ZM227 223H229V224H227ZM234 223V222H233ZM249 224V222H247L246 221V224ZM51 224V223H50ZM59 224V223H58ZM150 224V226L149 227H152V224L151 223H149ZM204 224V223H203ZM215 224L217 225V222H215ZM244 224V223H243ZM245 224V225H246ZM53 225H55V223H53ZM57 225V224H56ZM156 225V224H155ZM154 225V226H155ZM214 225V224H213ZM234 225V224H233ZM47 226H48V224H47ZM50 226V225H49ZM60 226V225H59ZM61 227V226H60ZM147 227V226H146ZM234 227H235V225H234ZM239 227V229L241 228L240 226H238ZM237 227V228H238ZM160 228V227H159ZM245 228V227H244ZM55 229V228H54ZM206 229V228H205ZM234 229V228H233ZM236 229V228H235ZM60 230H61V228H60ZM200 232H199V231ZM57 231H58V229H57ZM246 231V230H245ZM244 231V232H245ZM229 232V233H228ZM234 232V231H233ZM241 232V231H240ZM239 232V233H240ZM243 232V233H244ZM238 234V233H237ZM237 234H235V233H233V234H231V235H237ZM240 235V234H239ZM241 235H243V234H241ZM54 236V235H53ZM55 237V236H54ZM152 237V236H151ZM150 237V238H151ZM155 238L157 237L156 235L154 236ZM173 237H178L179 238V243H174V240H176V238H174L173 240H172V238ZM236 237V236H235ZM245 237H246V235H245ZM244 236H243V238H245ZM149 238V237H148ZM192 238V239H191ZM242 238V237H241ZM45 239V238H44ZM143 239V238H142ZM157 239H159L158 237H157ZM219 239V240H218ZM221 239V240H220ZM240 239V238H239ZM144 240V239H143ZM142 240V241H143ZM148 240V239H147ZM178 240V239H177ZM47 242H48V239L46 240ZM139 241V240H138ZM155 241V240H154ZM158 241V240H157ZM171 241L173 242V243H171ZM216 241V242H215ZM231 241V240H230ZM148 242V241H147ZM194 242V241H193ZM197 242V243H198ZM264 242V241H263ZM160 243V242H159ZM158 243V244H159ZM196 243V242H195ZM44 244V243H43ZM42 244V245H43ZM49 244V243H48ZM158 244H157V246H158ZM161 244H162V242H161ZM161 244H160V246H161ZM194 244V243H193ZM145 245V244H144ZM196 245V244H195ZM49 246H50V244H49ZM148 246V245H147ZM165 246V247H166ZM208 246H210V245H208ZM207 246V247H208ZM264 246V245H263ZM262 246V247H263ZM45 247V246H44ZM192 247H193V245H192ZM198 247V246H197ZM207 247H203V248H207ZM261 247V248H262ZM39 248V247H38ZM49 248V247H48ZM48 248H47V250H48ZM158 248V247H157ZM209 248V247H208ZM222 248V247H221ZM50 249V248H49ZM167 249V248H166ZM188 249V248H187ZM194 249H195V246H194ZM194 249H192L194 252H195V250ZM199 249V248H198ZM212 249V250H213ZM196 250H197V248H196ZM210 250H211V248H210ZM262 250H264V247H263V249ZM40 251V250H39ZM42 251V250H41ZM163 251V250H162ZM187 251V250H186ZM208 250L207 249H205V253L207 252ZM44 252V251H43ZM190 252V254H193L192 253V251L190 250L189 251ZM201 252L202 251H199V253L201 254ZM216 252V251H215ZM168 253V252H167ZM183 253H185V251L183 252ZM183 253L182 254H180L179 255V259H180V257L181 258H183V256H185V255H183ZM35 254V253H34ZM41 254V253H40ZM48 253H46V255H47ZM186 254V253H185ZM38 254H36V255H33L32 256V258H31V260L33 259V257H35L34 259L36 260V259H38V257H36ZM46 255H45V257H46ZM60 255V254H59ZM181 255H183V256H181ZM204 255V254H203ZM49 256V255H48ZM158 256H159V254H158ZM169 256V255H168ZM199 256V255H198ZM43 257H44V255H43ZM44 257V258H45ZM51 257V256H50ZM155 257V256H154ZM178 257V256H177ZM186 257V256H185ZM40 258V257H39ZM159 258V257H158ZM161 258V257H160ZM176 258V257H175ZM33 259V260H34ZM42 259V258H41ZM174 260H176V259H174ZM185 260V259H184ZM199 260V259H198ZM221 261H222V259H221ZM32 262V261H31ZM35 262V261H34ZM33 262V263H34ZM69 261H67L66 262V264L68 263ZM165 262V261H164ZM175 262V261H174ZM177 262V261H176ZM175 262V263H176ZM236 262V261H235ZM43 263V262H42ZM48 263V262H47ZM47 263H45V264H47ZM50 263V262H49ZM48 263V264H49ZM181 263V262H180ZM199 263H200V260H199ZM201 263H203L202 262V260H201ZM32 264V263H31ZM38 264H39V262H38ZM41 264V263H40ZM44 264V263H43ZM50 264H56V262L55 261H52ZM69 264V263H68ZM92 264V263H91ZM185 264V263H184ZM203 264H205V263H203Z\"/></svg>",
  "mask_w": 264,
  "mask_h": 264
}]
</instances>
